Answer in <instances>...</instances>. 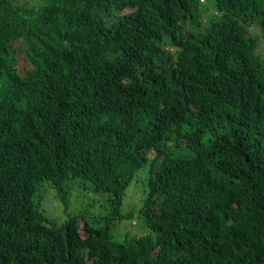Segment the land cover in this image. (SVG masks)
I'll return each mask as SVG.
<instances>
[{
  "label": "trees",
  "instance_id": "obj_1",
  "mask_svg": "<svg viewBox=\"0 0 264 264\" xmlns=\"http://www.w3.org/2000/svg\"><path fill=\"white\" fill-rule=\"evenodd\" d=\"M259 40L264 0H0V264H264ZM76 178L102 224L33 198Z\"/></svg>",
  "mask_w": 264,
  "mask_h": 264
},
{
  "label": "rangeland",
  "instance_id": "obj_2",
  "mask_svg": "<svg viewBox=\"0 0 264 264\" xmlns=\"http://www.w3.org/2000/svg\"><path fill=\"white\" fill-rule=\"evenodd\" d=\"M207 5L209 6L210 3ZM252 32L260 36L258 29H252ZM258 54L264 61V47L261 40H259ZM147 171L148 164L134 174L125 190L121 212L129 214L124 216L119 224L111 227L113 239L116 241H120L126 233L133 235L146 230L142 219L138 217V212L146 193ZM65 185L67 194L64 201L56 197L55 190L48 181L43 180L38 185L33 198L34 200L40 198V210L48 220L61 225L68 216L85 215L92 225L102 224L103 216L110 208L109 194L92 191L93 183L80 178L68 181Z\"/></svg>",
  "mask_w": 264,
  "mask_h": 264
}]
</instances>
